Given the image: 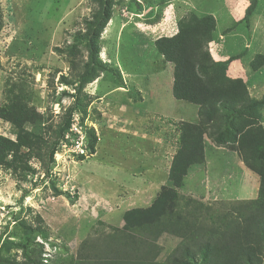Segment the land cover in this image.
<instances>
[{"label": "rangeland", "instance_id": "374dc122", "mask_svg": "<svg viewBox=\"0 0 264 264\" xmlns=\"http://www.w3.org/2000/svg\"><path fill=\"white\" fill-rule=\"evenodd\" d=\"M222 1L112 0L95 76L79 93L99 1L0 0V264H97L126 236L147 240L157 264L171 263L182 230H215L220 216L258 200L264 105L234 121L239 133L253 128L251 148L219 145L228 112L207 123L199 107L177 101L174 65L155 46L211 16L215 28L195 56L199 71L214 88L241 79L252 99H264V67L254 69L264 56V0L248 25L253 0ZM182 123L206 129L205 161L191 167L174 207L143 226L156 236L143 235L139 213L174 190L168 179ZM200 262L198 255L180 264Z\"/></svg>", "mask_w": 264, "mask_h": 264}, {"label": "trees", "instance_id": "16d2710c", "mask_svg": "<svg viewBox=\"0 0 264 264\" xmlns=\"http://www.w3.org/2000/svg\"><path fill=\"white\" fill-rule=\"evenodd\" d=\"M99 11L93 20L88 22L86 32L87 48L89 50V63L87 70L81 76L80 85L76 90L80 93L82 83L94 78L97 68V58L100 54L99 40L102 29L111 18L112 0H98ZM257 0L247 8L244 20L251 21L256 9ZM215 28V20L208 16L199 20L193 27L181 29L172 37H162L155 42L159 53L174 65L173 96L177 101L187 102L200 108L207 123H211L220 109L228 113L224 118V128L216 133L215 141L219 145L238 143L240 149H249L255 143L253 128L239 133L234 121L244 114L253 113L256 107L264 105V99L258 101L249 96L247 86L243 80H230L231 85L226 88L212 87L199 71L195 64V56L201 49L200 38L207 37ZM260 62L254 69L264 67V56L259 55ZM255 61V60H254ZM242 105V106H240ZM5 112L0 109V115ZM7 113H10L7 110ZM256 117V116H255ZM66 124L61 128V134H67L71 119L67 118ZM261 129V128H260ZM205 128L193 124H181L180 148L174 157L169 173V181L174 190L162 194L156 199L147 211H141L139 229L151 223L154 217L165 215L168 209L175 205L177 189L183 185L184 178L191 167L201 165L205 161L204 135ZM264 133L260 130V133ZM89 148L95 152L97 138L89 133ZM1 158V157H0ZM82 158V157H81ZM259 192L258 200L241 204L233 208L231 213H226L219 218V228L215 230L199 227L193 232L190 227L182 230L183 242L172 254V262L166 264H180L183 257L195 259L200 256V264H263L264 249V169L258 171ZM172 194L171 196H169ZM174 197V198H173ZM186 221V220H185ZM168 225L171 222L167 223ZM157 234L151 226L143 227L140 231L144 235ZM107 259L98 261L97 264H157L154 248L147 240L128 242V237L123 238ZM122 256H125L124 259ZM80 264H91L82 262Z\"/></svg>", "mask_w": 264, "mask_h": 264}, {"label": "crops", "instance_id": "0c3cea01", "mask_svg": "<svg viewBox=\"0 0 264 264\" xmlns=\"http://www.w3.org/2000/svg\"><path fill=\"white\" fill-rule=\"evenodd\" d=\"M235 1V0H234ZM216 2L217 3H219L218 5H221V6H223L222 5V3H223V1L222 0H216ZM233 2V1H232ZM231 2V3H232ZM230 5V4H229ZM225 6H226V4H225ZM244 19V18H243ZM260 71H261V69L260 70H258V73L257 74H259L260 73ZM258 83H260V82H258ZM255 86V84H253V83H251V84H248V89H250L251 87H254ZM260 88L264 91V85L263 86H260Z\"/></svg>", "mask_w": 264, "mask_h": 264}, {"label": "built area", "instance_id": "2783aa9c", "mask_svg": "<svg viewBox=\"0 0 264 264\" xmlns=\"http://www.w3.org/2000/svg\"><path fill=\"white\" fill-rule=\"evenodd\" d=\"M69 135H67V138H68ZM76 144L78 145V142H76Z\"/></svg>", "mask_w": 264, "mask_h": 264}]
</instances>
